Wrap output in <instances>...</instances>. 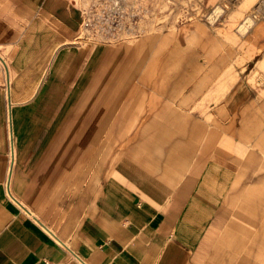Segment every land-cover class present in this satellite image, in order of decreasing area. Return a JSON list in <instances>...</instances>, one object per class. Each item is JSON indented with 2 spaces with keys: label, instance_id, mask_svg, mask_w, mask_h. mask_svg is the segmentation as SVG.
Masks as SVG:
<instances>
[{
  "label": "crops",
  "instance_id": "crops-1",
  "mask_svg": "<svg viewBox=\"0 0 264 264\" xmlns=\"http://www.w3.org/2000/svg\"><path fill=\"white\" fill-rule=\"evenodd\" d=\"M83 18L77 0H0V264H218L213 238L234 193L236 140L221 146L197 107L133 125L110 161L92 149L87 126L103 125L111 104L100 117L81 107L80 138L32 137L60 98L72 109L104 54L117 53L96 45L62 95L85 61L75 41ZM121 67L99 103L109 82L120 86Z\"/></svg>",
  "mask_w": 264,
  "mask_h": 264
},
{
  "label": "rangeland",
  "instance_id": "rangeland-1",
  "mask_svg": "<svg viewBox=\"0 0 264 264\" xmlns=\"http://www.w3.org/2000/svg\"><path fill=\"white\" fill-rule=\"evenodd\" d=\"M77 4L84 18L75 41L86 55L62 95L71 91L96 45L105 53H117L111 59L104 54L77 94L74 108L62 110L60 98L32 137L80 138L87 118L81 107H95L97 113L101 105L111 104L103 125L87 126L96 136L92 149L110 161L122 148V133L127 135L133 125L154 122L169 107H197L202 114L195 115L206 130L213 129L221 146L228 148L229 136L236 140L234 193L219 214L211 260L264 264V0H77ZM119 63L120 86L109 82L108 97L99 103L98 96ZM101 67L105 79L95 86ZM90 84V96L82 97ZM84 148L79 146L77 153Z\"/></svg>",
  "mask_w": 264,
  "mask_h": 264
},
{
  "label": "bare ground",
  "instance_id": "bare-ground-1",
  "mask_svg": "<svg viewBox=\"0 0 264 264\" xmlns=\"http://www.w3.org/2000/svg\"><path fill=\"white\" fill-rule=\"evenodd\" d=\"M210 4V3H209ZM223 5V4H222ZM225 6V5H224ZM212 8V7H211ZM210 10V9H209ZM208 14V13H207ZM248 15V14H247ZM218 17V16H217ZM253 20V19H252ZM243 26V25H242ZM238 27V26H237ZM192 55V54H191ZM78 262L80 263V264H86L85 262H83V261H81V260H78Z\"/></svg>",
  "mask_w": 264,
  "mask_h": 264
},
{
  "label": "built area",
  "instance_id": "built-area-1",
  "mask_svg": "<svg viewBox=\"0 0 264 264\" xmlns=\"http://www.w3.org/2000/svg\"><path fill=\"white\" fill-rule=\"evenodd\" d=\"M46 262V264H55L54 262H52V261H45Z\"/></svg>",
  "mask_w": 264,
  "mask_h": 264
}]
</instances>
